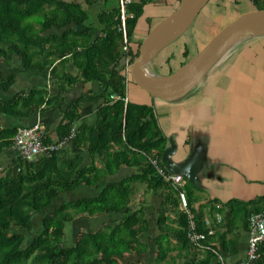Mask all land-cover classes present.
<instances>
[{
    "label": "trees",
    "instance_id": "1",
    "mask_svg": "<svg viewBox=\"0 0 264 264\" xmlns=\"http://www.w3.org/2000/svg\"><path fill=\"white\" fill-rule=\"evenodd\" d=\"M151 1L124 2L128 54L132 60L138 53V46H132L134 28L144 6ZM250 1L256 8H264V0ZM120 23V0H0V63L13 52L24 68H49L52 77L56 61L62 62L70 55L79 73V77L71 78L93 80L101 86L100 93L80 97L63 112L55 129L56 139L49 141L46 136L45 141L60 143L71 133L76 107L103 98L96 123L74 130L71 136L74 142L82 140L89 157L86 166L82 167L80 157H61L58 149L49 157L40 156L31 162L17 156L0 168V264H123L119 260L126 255H149L150 248L156 262L168 264L177 256L181 264H220L219 256L228 244L225 229L231 230L237 221L242 230H247L249 214L264 211V197L251 203L230 200L217 208L216 199H212L208 212L214 234L201 240L200 245L189 241L187 214L179 208L182 187L175 188L164 180L146 156L157 160L164 147L154 110L144 104L125 103L121 98L126 94L122 70L126 53L122 51ZM181 55L184 59L177 65L191 57L187 46ZM171 57L165 59L167 73L174 70L169 64ZM12 80V74L0 79V114L30 115L51 102L46 97L48 89L43 87L4 98ZM15 129L0 127V152L11 144ZM123 165L133 168V172L114 183L108 182L109 175ZM81 184L95 188L96 193L54 206L61 194ZM139 184L144 185L145 192L160 197L155 216L159 233L147 238H143L150 228L147 213L142 207H132L133 192ZM184 189L195 229L205 231L201 208L191 207L187 188ZM212 210L220 215L217 224ZM37 215L40 216L35 228L31 223ZM101 215L118 218L104 221L93 230L82 229L74 242L66 243V229L76 218ZM231 243L236 245L237 233ZM172 250L175 255L170 254ZM254 264H264V242L259 244Z\"/></svg>",
    "mask_w": 264,
    "mask_h": 264
},
{
    "label": "crops",
    "instance_id": "2",
    "mask_svg": "<svg viewBox=\"0 0 264 264\" xmlns=\"http://www.w3.org/2000/svg\"><path fill=\"white\" fill-rule=\"evenodd\" d=\"M226 1L229 2L215 0L213 3L221 6ZM233 1L236 3L239 0ZM248 1L253 7L249 10L257 9ZM177 2L178 0H153L144 6L134 28V48L139 47L149 29L166 16ZM235 43L210 66L196 86L171 101L151 97L133 82L130 75L125 79L128 101L151 106L164 137V147L155 160L156 164L167 175L181 176V190L185 194L184 187L187 188L191 207L195 210L200 207L204 218L212 217L208 212L212 199H216L214 206L217 208L230 200L251 203L264 197V34L247 35L239 43ZM170 55L173 56L170 67H175L182 55L180 53L178 57L172 49L165 59ZM165 59L158 63L160 72L156 74H168ZM160 69L166 71L162 72ZM10 74L13 75L12 85L3 93L4 98H10L19 91L43 87L48 89L46 97L51 102L30 115L0 114V127L27 126L38 119L43 124L49 141L56 139L55 129L63 112L80 97L93 96L101 91V86L93 80L71 78L79 73L70 55L62 62L56 61L55 76L51 77L49 68L42 71L24 68L20 57L12 52L0 63V79ZM132 83L140 91H134L130 95L129 87ZM141 91L148 95H143ZM102 102L101 96L95 101L79 104L72 128L77 131L84 126H93L98 118V106ZM59 155L66 159L80 157L82 167L89 162L82 140L80 143L74 142L71 137L60 142ZM146 156L150 161L154 159ZM16 157L17 152L12 144L3 148L0 152V168ZM96 166L100 168V165ZM132 172L133 168L123 165L109 175L108 182L114 183ZM138 187L142 189L141 199L143 192H146L143 184ZM96 191L95 188L81 184L64 194L68 199H73ZM151 195L156 196L153 201H140L137 205L135 198L132 203L134 209L142 207L147 213L150 228L143 238L159 233L155 216L160 197L153 193ZM212 213L219 214L216 210H212ZM171 218L174 219L172 214ZM236 223L237 221L231 230L225 229L227 250L220 256L225 262H235L245 257L247 230H242ZM236 233L237 243L233 247L231 240ZM170 254L175 255L176 251L172 250Z\"/></svg>",
    "mask_w": 264,
    "mask_h": 264
},
{
    "label": "water",
    "instance_id": "3",
    "mask_svg": "<svg viewBox=\"0 0 264 264\" xmlns=\"http://www.w3.org/2000/svg\"><path fill=\"white\" fill-rule=\"evenodd\" d=\"M209 0H179L166 16L152 26L140 42L131 62L130 77L151 97L171 101L196 86L205 72L238 39L264 34V8L242 12L221 27L182 65L168 74L147 69L150 61L184 33Z\"/></svg>",
    "mask_w": 264,
    "mask_h": 264
},
{
    "label": "rangeland",
    "instance_id": "4",
    "mask_svg": "<svg viewBox=\"0 0 264 264\" xmlns=\"http://www.w3.org/2000/svg\"><path fill=\"white\" fill-rule=\"evenodd\" d=\"M215 0H209L205 6L202 7L199 14L194 19L193 23L187 28V30L175 41L167 45L164 49L158 52V54L150 61L148 64L147 69L149 71H152L153 73H159L158 63L163 62L165 59V56L174 49L176 54L180 55V48H183L184 46H187L188 54H195L206 42L209 38H211L221 27H223L226 23H228L230 20H232L237 14H240L242 12H246V10H249L252 7V5L249 3L248 0H239L236 3L233 0L226 1V3L223 2V5L219 6L217 3L214 5ZM213 3V4H211ZM209 5H211L209 8ZM213 5V6H212ZM260 6V5H258ZM176 7V6H175ZM175 7L170 8L174 9ZM232 7V8H231ZM256 7V6H255ZM169 8V9H170ZM232 11H231V9ZM168 9V8H167ZM171 9V10H172ZM218 11H223L222 13ZM240 12V13H239ZM231 14V15H230ZM228 17H227V16ZM232 17V18H231ZM201 29V31H200ZM197 38V39H196ZM245 38V37H243ZM241 38V39H243ZM139 39V38H138ZM241 39H238L236 43H239ZM206 41V42H205ZM205 42V43H204ZM235 43V44H236ZM184 45V46H182ZM182 46V47H181ZM171 59L172 63V57ZM184 57H179V60H183ZM178 63V62H177ZM179 66L176 64L173 69H177ZM162 72H165L166 70L160 69ZM173 70V71H174ZM140 88H137L135 84H130L129 87V94L133 95L134 91H140ZM141 93L143 95H148L145 92ZM139 187L137 185L136 189L133 192L134 199L136 198L137 205H139L140 201H153L156 196L151 195V192H146L142 194V198L140 199L141 190L139 191ZM68 200V197L66 194L60 195L55 201L54 206H57L61 201ZM134 202V201H133ZM135 202V203H136ZM151 203V202H149ZM149 207V205H148ZM154 206H153V212H154ZM155 213V212H154ZM40 215H37L34 219H32V225L37 228L38 225V219ZM118 218L117 216H96V217H79L76 218L66 229L65 232V240L66 243L71 244L75 241L77 238V235L80 230L82 229H91L93 230L95 227H97L100 223L104 221H111L113 222ZM26 232L29 234V230H26ZM150 242V241H148ZM153 248H150L151 254L145 255L143 253H136L133 252L131 255H126L124 258H121L119 262L123 264H166L164 261L156 262L155 258L153 256L154 251ZM168 264H181L180 258L177 256L170 260Z\"/></svg>",
    "mask_w": 264,
    "mask_h": 264
},
{
    "label": "built area",
    "instance_id": "5",
    "mask_svg": "<svg viewBox=\"0 0 264 264\" xmlns=\"http://www.w3.org/2000/svg\"><path fill=\"white\" fill-rule=\"evenodd\" d=\"M129 0H120V30L122 33V51L126 53L123 58V72L125 78L130 75V66L132 59L128 54V39L125 31V14H124V2ZM111 98H117L115 95H111ZM126 103L128 98L126 94L121 97ZM74 129L71 128V133L68 137L73 135ZM46 132L43 124L37 119L31 125L16 127L15 132L11 137V144L15 147L17 156L24 161H34L40 156H51L53 152L57 151L60 147V143L45 141ZM151 162L156 167L158 173L164 180L169 181L175 188L182 184V178L178 174L167 175L160 168L156 166L155 160ZM179 208L187 214V237L190 242L196 245H200L201 240H205L207 236L213 235L215 227L212 226L209 218H205L203 223L206 227L205 231H197L195 229V223L192 218V213L187 207L185 194L179 190ZM215 224L220 222V215H214ZM264 242V211L252 212L248 216L247 220V246L245 257L235 262H225L219 256L221 264H254L259 256V244Z\"/></svg>",
    "mask_w": 264,
    "mask_h": 264
}]
</instances>
